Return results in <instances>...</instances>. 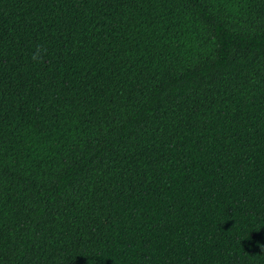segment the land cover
<instances>
[{
	"label": "trees",
	"instance_id": "trees-1",
	"mask_svg": "<svg viewBox=\"0 0 264 264\" xmlns=\"http://www.w3.org/2000/svg\"><path fill=\"white\" fill-rule=\"evenodd\" d=\"M0 264H264V0H0Z\"/></svg>",
	"mask_w": 264,
	"mask_h": 264
}]
</instances>
